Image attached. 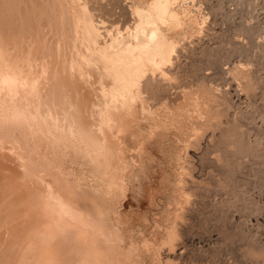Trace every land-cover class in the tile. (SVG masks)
<instances>
[{"label":"rangeland","instance_id":"1","mask_svg":"<svg viewBox=\"0 0 264 264\" xmlns=\"http://www.w3.org/2000/svg\"><path fill=\"white\" fill-rule=\"evenodd\" d=\"M128 1L0 0V63H2L0 64V75L4 72L13 76L15 75L14 77L17 78L19 83L17 91H19L20 94L17 92L18 94L14 100L17 104H14L16 107L20 104L18 107L19 113L23 110L21 113L23 112V115L26 114V121L29 117L31 120H34L36 117V122L33 120L29 121L30 123L32 122V125L29 124L32 127L30 129H27L24 125H22V127H24L25 130L22 127V129L20 128L21 120L19 121V119L22 115L16 118L17 125L15 124V126H17V129L14 126L16 129L13 128L15 130L14 132L12 129V132H10L11 127L9 125H7V131L0 128V264H70L69 261L73 262L76 260L75 245L77 241V228L66 218L63 219L65 216H63L64 214L61 212V208H59L60 204L54 199L56 195L57 197L69 196V198L72 196L71 199H74L75 193L73 189L76 191L74 186L84 187L87 183H89L87 184L89 187L94 188L95 186V167L91 164L92 159L88 155L90 154V150L92 152V150H95L100 145L95 147L94 145L88 144V139L82 135L81 126L78 127L77 123L80 122H75L76 115L82 117L83 115L81 116V114H84L86 117L80 118L84 120H81V122H85L87 119H89L88 122L92 121V105L100 103L99 101L103 100V87L100 83L103 82L105 85L109 84V82L105 80V77L107 78L104 71L105 62L101 59L102 57L96 50L95 52L97 53L93 52L94 41L90 37L92 35L94 36L95 32L92 34L93 31H90L91 26H93L91 24L96 25L100 30H98V32L101 36H99L98 41L104 42L107 40L110 42V36H118V32H121L120 30L124 31L122 32L123 35L122 33L120 35L127 38L122 37V39H124L122 40L120 35L118 38L114 37L117 41L115 43H118V40L119 42H121V40L125 41V39H128L129 35L127 32H130L128 28H132L135 24V19L129 9L134 4V0ZM189 2L191 1L189 0ZM195 3L196 4L191 3V5H194L192 8L198 7L199 15H201L202 12L203 14L207 12L208 23L200 24V28L198 27L196 32H193L194 34L190 32L183 34L184 37L182 34L178 36L179 45L182 41L185 42L187 40L189 42H186V45L182 43L184 50L181 45H178L180 48L178 47L179 53L177 52L176 58L178 57L179 59H177L178 62H174V65L177 63V66L172 70V77L176 78H174L175 80L172 78V80H174L173 83L184 89H190V86L192 91H189L188 94L191 96L197 91H199V94L204 93V90H202L205 88L204 86H208L207 89H210V86L212 88L213 85L210 84L211 82L217 86V82L220 80L219 82L221 83H219V87L214 86L212 88L214 92H217V88L222 89L220 92V89H218L217 92V94L222 93L220 94V98H216V100H219L216 102L217 104L219 103L218 108L225 110L226 107V110L230 111L226 112V120L227 118L229 121H231L230 118H232V120H235V118L236 120L239 119L238 122L241 126L239 130H242L245 135L247 133L248 135L250 134V136L246 135V137L248 136V139L251 138L250 140L254 144L251 145L253 148L250 154L244 153L245 155H241L242 158L239 154V162L242 167L239 166L237 168L232 166L235 169H230L232 171L236 170V172L232 174L231 171V174H229L230 177L226 174L224 175L225 177H223V174L228 173L230 169L226 171L220 166L210 167V165H208L209 163L206 164V171L209 166V170L213 173L208 171L209 175L211 174V179H209V175L206 172L204 176L206 178L199 184V190H202L201 194L203 195L204 193H209L207 195L205 194L206 199L208 197L211 198V200L213 197H218V199L212 200L211 203L209 198L208 201L204 200L205 198L203 200L201 199L204 202L201 200L202 204L199 203L200 201L198 202L196 209L200 208L197 211L195 210L189 219L190 222L193 221L190 223V226L194 227V230L203 231L205 234H207L206 232L209 234L210 231L213 234H219V241L217 240L214 245L215 250L218 251H215V253L217 252L219 261L225 262L226 264H264V0H196ZM195 5L197 7H195ZM189 7L191 8V6ZM241 22L253 27L254 31L252 33L254 34H252V36L251 33H248L246 30L242 32L239 31L240 28L238 29V27L244 25V23L241 24ZM204 25L208 26L206 27ZM124 28L129 31L124 30ZM202 29L205 33L201 32ZM107 32H111V35H107ZM86 33L89 34L87 35ZM102 36L103 38H101ZM195 37H198V39L196 38L197 41ZM192 39L194 41L190 43ZM199 39H201V42H199ZM250 40H256L257 42H251ZM195 41L199 42L198 44H200V46L197 45ZM247 42L250 43L248 44ZM190 44H193L194 49L190 48L193 47ZM235 45H237L238 48L241 46L239 50H236L237 46ZM248 46L251 47L249 48ZM233 47H236L235 50ZM247 47L251 50H248ZM232 48L235 52L231 51ZM245 50H248L250 54ZM194 53L196 55H194ZM253 53H255V56ZM97 54L101 58H99ZM176 58L175 61H177ZM3 61L6 62L4 63ZM102 62L104 63L102 64ZM2 69L5 70L3 71ZM7 70L9 71L7 72ZM219 70L222 74H219L221 77L217 75L218 73L216 72H219ZM203 72L205 76L210 73L208 75L210 78H206L211 81L206 80V82L203 83L202 80H199L204 76ZM215 75L217 77H214ZM199 76L200 78H198ZM213 79H215L216 82H214L215 80L213 81ZM195 80L196 83L193 82ZM198 80L201 82H199L200 84L204 85L202 89L199 90L195 89L197 86L201 88L200 85H196ZM223 83L225 84L223 85ZM251 83L253 85H251ZM100 85L101 87H98ZM100 89H102V91ZM187 89L186 91H188ZM223 91L231 98L223 94ZM95 92L97 94L100 92L101 95L99 96ZM66 94L71 97L68 98ZM182 94L183 97L185 93ZM222 95H225L224 97H227V99H221L224 98ZM66 97L69 99L68 101ZM99 97H101L102 100H100ZM75 98L76 101L78 100V106H76L77 104H71L75 103ZM6 99V103H8L10 99ZM70 100H72V102H70ZM174 100V102L177 103H172L174 108L171 107V110L174 111V116L177 118H174L173 124L162 123L164 125L161 124L159 129L154 132V135H151V125L149 123L144 122L142 124V127H144H140L141 129L134 126L127 133L129 145H124L126 148V157L131 165L129 177L134 182L135 186L134 189L132 186L131 188L129 187L126 192V197L124 198L125 200L123 199V211L129 215V217H127L128 228L126 234L129 242L135 241L139 244L146 258L145 264L154 263V257H157L158 254L153 251V249H159L161 240L166 237L165 234L167 229L164 230V228H167V218L165 216L167 212L166 206L169 201H172V185L175 179V164L172 157L187 152L183 142L177 141L179 137L182 136L181 132H185V129L189 128L187 126L188 110L180 112L181 109L184 110L186 108L187 104H184L183 101L179 99ZM66 103H70L71 105L68 106L67 104L66 106ZM80 103L85 106V109L83 106H79L81 105ZM220 104H224L223 108ZM23 106L26 108H23ZM74 106H76L79 111L76 110ZM20 107H22V109ZM69 107L71 109L68 111ZM79 107L81 108L79 109ZM187 107L186 109H189V106ZM80 110H82V112H80ZM90 110L92 111L90 112ZM49 111L52 112L49 114ZM27 112L29 113L27 114ZM30 114H32V116L35 115V117L29 116ZM68 115L69 117H67ZM88 115L90 116L88 117ZM76 118L79 119V117ZM212 120H215V118ZM47 122L49 124H47ZM62 122L69 125L68 127L65 124L66 130H64L63 127L65 125L63 126ZM71 123L74 124L71 125ZM50 124L53 128H51ZM73 125H75V127ZM48 127L54 131H56L57 128V133L51 130L47 131L46 128L48 129ZM74 129L76 130L75 134L73 132L75 131ZM33 130L34 132H32ZM23 131L24 133H22ZM26 131L28 137H26L27 135L25 136ZM44 131L47 132L46 134H48V132L49 134L53 133V137L54 135L57 136L56 134L59 132L62 137L61 140L63 141H60L59 135V137L57 136L58 141L56 137L53 139L48 134L47 138H50L52 141L55 140L56 144L54 141H51L53 145L50 142L48 143V141H46L48 139L45 138L46 136L41 133L43 132L45 134ZM66 133H68V135H65ZM29 134L33 136V138H30ZM76 134L79 141L74 137ZM156 134H158V137ZM72 137L76 139L80 145L75 143L76 141H72ZM244 139L246 140V138ZM66 143H68L70 147H67ZM29 145L39 150H34ZM35 145L41 146L37 148ZM47 145L51 148L52 146L56 147L52 149L54 152L49 151V154L47 150H51V148H47ZM58 145L61 147L64 146V149L63 147H58ZM54 149H56V151ZM42 151H44V153ZM59 151H61L59 153L60 155L57 154ZM188 151L191 152L190 150ZM62 152L65 153H63L64 156L67 155L64 159H59L58 156L64 157L61 156ZM42 153L43 155H40ZM55 154L58 155L56 159ZM73 154L76 156H73ZM213 155L215 156L217 153H213L212 156ZM42 156L47 158V160L41 159L43 158ZM49 160H54L57 163L54 162V164H52L53 162H48ZM59 161H62V163L58 164ZM43 168L44 170H41ZM70 181L72 183H70ZM68 184H71L70 187ZM145 188H147L148 194L151 192L156 193L155 202L153 204L150 203L148 196L146 198L143 197ZM216 192H218V195ZM55 193L58 194L53 196L52 194ZM49 194L53 196L52 199V196L49 197ZM220 198L222 201H227V204H225L229 209L228 211L227 208H224L223 212H225V214L223 213L221 215L223 216L222 218H220L221 216H219V214H215L211 208H208V206L213 207L212 203L214 201H220ZM250 201H254V204ZM204 203L207 204V206L204 205ZM201 205H204L203 207L205 209H203ZM240 210L241 213L244 210L246 215L243 213L241 214ZM140 213L141 215L146 213L150 219V223L144 225L140 218H137ZM198 213L200 215L203 213L202 216L206 218V215H208L211 219L208 217L206 221V219ZM132 216L136 217V219L132 218ZM257 218L258 221H256ZM240 219L241 221L239 222ZM238 222L242 224L241 227L240 225L238 227ZM193 224L195 226H193ZM220 228L221 233H219ZM203 229L206 230L204 231ZM239 229L243 231L241 232ZM155 238H158V244H154ZM147 243L150 244L148 245ZM153 244L155 246H153ZM201 245H203V243L200 244V246ZM146 250L149 252L147 253ZM209 256V253H207L204 257L209 258ZM154 264H158V260H156Z\"/></svg>","mask_w":264,"mask_h":264},{"label":"bare ground","instance_id":"2","mask_svg":"<svg viewBox=\"0 0 264 264\" xmlns=\"http://www.w3.org/2000/svg\"><path fill=\"white\" fill-rule=\"evenodd\" d=\"M131 1H133V0H131ZM190 1L191 2H189V0H134V4L129 9L131 10L132 16L135 19V24L132 28H128L130 30V32H127V33H129V35H128V39H125V41H122L124 39H122L123 36L120 35L124 31L120 30L121 32H118L119 29L117 28L118 29L117 32L121 36V39H122L121 42H119V40H118V43H115L117 41L114 37L118 38L119 35L118 36H110L111 32H109V33L107 32V35L110 34L109 35L110 40H111L110 42L107 40H105L104 42L98 41L99 36H101V34L99 35V32H98L99 29L97 28L96 25L90 23L91 25H93V26H91L90 31H93L92 34H94V32H95L94 36L93 35L91 37L89 36L94 41L93 52L94 53L98 52L102 58L99 57V55L97 54L98 57L104 60V62H105V65H104L105 70L104 71H105V75L107 76V78L105 76L104 77H105V80L109 82V84L105 85V83H103V82L100 83V84H102V87H103V91H102V89H100L102 91L103 100L101 99V97H99L100 100H102V101H99L100 103L95 102L96 104L92 105V107H93V119L91 121L92 123L88 122L89 119H87V121H85V122H83L84 121L83 119H80L82 117L86 118L84 114H81V116L83 115L82 117H80V115L79 116L76 115V113L78 114V112H76V110H78V108L76 106H78V104H79L77 102L78 100L76 101V98L74 100L75 103H71V104H77L76 106H74V107H76L75 108L76 109L75 115H76V117H79L80 120L75 117V119H76L75 122L76 121L80 122V123H77V122L76 123L78 124V127L81 126V131L83 133L82 135L86 139H88L87 140V142L89 141L88 144L94 145L95 147L97 145H100V146H98L95 150H92V152L90 150V154L88 155L92 159V160L90 159L92 161L91 164H93V166L95 167L94 170L96 173L95 174L96 175V183H95L94 188L89 187L87 185L89 183L85 184V186H87V187H85V186L84 187L83 186H77V187L74 186L76 189V191L73 189V192L75 193L74 199H71L72 196H71V198H69V196H67V197L63 196L64 197L63 198L61 196L57 197L56 194H58V193L52 194L53 196L56 195V198L54 200L57 201V203L59 202V204H60L59 208H61V210H62L61 212L64 214L63 216H65V217H63V219L66 218L67 220H69L73 224V226H75L77 228V230H76L77 241L75 240L76 241V245H75L76 246V260L73 262L69 261L70 264H145L146 258L143 254V251L140 249L139 244H137L135 241H132V240H131L132 242H129L127 239V234H126L127 228H128L127 217H129V215H127V213L123 211V208H124L123 207L124 206L123 199L126 197V192L128 191L129 187L131 188V186H132L134 189L135 186H134V182L129 177L131 165L129 163V160L126 157V148L124 145H129L128 140H127V133L134 126H136V128L137 127L140 128V127H142V124L144 122L149 123L151 125V135H154V132H156L157 129H159V127L161 126L162 123L173 124L174 118H177L174 116V111L171 110V107L174 108V106H172V103H177V102H174L175 101L174 99H179L180 101L182 100L184 104H187V106H189V109H186V108H188L186 106V108L184 110H182L181 108H180L181 111L178 110L180 112H182V111L185 112L186 110H188L187 111L188 117L186 116L188 118V122H187L188 125L187 124L186 125L189 128L184 127V128H186L185 132H181L182 136L179 137V139L177 140L179 142L180 141L183 142V145L186 146L187 152L185 154H177L175 157H172L174 164H175V169H174L175 179H174V184L172 185V195H171L172 201H169L167 206H166L167 212H166L165 216L167 218L166 219L167 228H164V230L167 229L166 234H165L166 237H164L163 240H161V242L159 244L160 245L159 249L156 247L158 250L153 249V251H155L158 254V256L157 257L155 256L154 258H155V261L158 260V264H226L225 262L219 261V258L217 256L218 251L215 250V248H214V245L219 238V234H216V233L213 234L210 230H209L210 231L209 234H208V232H206L207 234H205L201 230H194L195 228L190 226L191 225L190 223H192L193 221L190 222L189 219L191 218V216L195 212V210L196 211L199 210L200 207L198 209H196L198 202L201 199L203 200L206 197L205 194L206 195L209 194V193H204V195H203V194H201L202 190L201 191L199 190V186H200L199 184L202 183V180L206 178V177H204L206 175V172L209 175L208 171H211V170H209L210 169L209 166L207 167V171H206V168H205L207 166L206 164L209 163L208 165H210V167L211 166H214V167L220 166L221 168H223L226 171L230 168L232 170L235 169L232 166H235L238 168L239 166H241L240 162H239V154H240V157L244 153L250 154L252 152V148H253V146H251V145H253L254 143L251 142V140H250L251 138L248 139V136H250V134L248 135V133H247L246 135H248V136L246 137L245 133L242 130H239L241 127L239 125V122H238L239 119L236 120V118H235V120H232V118H230L231 121H229V119L227 118V120H228L227 121L225 118V115H227L226 112L229 110H226V107H225V110H221L218 108L219 103L217 104L216 102L219 100H216V98H220V94H222V93H218L219 96L217 94L218 89H220V88H217V92H214V90L212 89L214 86H216V85H214V83H212V82L210 83L213 85L212 88L210 86V89L209 88L207 89L208 86H204L203 84H200L201 82L199 80H202L203 83H205L207 78H210V76L208 77V75L210 73L207 72L208 74H206L207 76H205V74H204L205 71H204L203 72L204 76L202 78H200V76L198 77L200 79L197 81L198 83L196 85H200L201 88L197 86L198 88L196 87L195 89L199 90V89H202V86H204L205 88L202 89V90H204V93H202V94L201 93L199 94V91H197L194 95L189 96L188 92L192 91L190 86H189L190 89L186 88L188 90V91H186V89L179 87L175 83H173V81L176 78L172 77V74H173L172 70H173V68H175V66H177V63H176V65H174V62H178L177 59H179L178 57L176 58V55L179 53L178 47L181 45V47L184 50L182 43H185V45H186V42H189L187 40L185 42L182 41V43L179 45L178 36H181V34L183 36V34H187L190 32H192V34H194L193 32H196L198 27L200 28V24H205L207 22V17H208L207 12H205L206 14H203V12H202L201 15H199L198 14L199 8L196 5H195V7H197L198 9L194 8V7L192 8V6H194V5H191V3L196 4L195 3L196 0H190ZM125 5H126V3H125ZM189 6H191V8ZM208 12H209V10H208ZM209 16H210V13H209ZM243 23L241 22V24H243ZM204 26H206V25H204ZM255 27H257V26H255ZM128 29L124 28V30H126V31H129ZM238 29L241 32L243 30H246L248 33H251V36H252V34H254V33H252L254 31L253 27L245 25V23L242 26L240 25V27H238ZM111 30H113V29H111ZM126 31H125V33H126ZM263 31H264V29H263ZM201 32H203V29ZM203 33H205V32H203ZM86 34L88 35L89 33H86ZM90 34H91V32H90ZM122 35H123V33H122ZM109 36H108V38H109ZM198 37H195L196 41H197ZM101 38H103V36ZM123 38H127V37H123ZM114 39H115V41H114ZM216 39H217V37H216ZM199 40H200L199 42H201V39H199ZM191 41L193 42L194 40L193 39L190 40V43H191ZM252 41H256V40H252ZM199 42H196V44L200 46V44H198ZM234 42H235V40H234ZM201 44H203V43H201ZM223 44H225V43H223ZM190 45L193 46V44H190ZM238 45H239V43H238ZM235 46H237V45H235ZM248 47L250 48L251 46H248ZM190 48L194 49V46L190 47ZM233 48L231 51H233ZM235 48H234V50H235ZM239 48L237 46L236 50H239ZM244 48H246V47H244ZM249 48H248V50H251ZM77 49H75V50H77ZM95 50L97 52H95ZM180 50H182V49H180ZM196 50H198V49H196ZM248 50H245V51L247 52ZM90 52H92V51H90ZM190 52H192V51H190ZM233 52H235V51H233ZM238 52H240V51H238ZM232 54H234V53H232ZM249 54H250V52H249ZM253 54L255 56V53H253ZM194 55H196V54L194 53ZM175 58L177 61H175ZM0 62H1V60H0ZM90 62H91V59H90ZM104 62H102V64ZM179 63H181V62H179ZM0 64H2V63H0ZM2 70L4 71L5 69H2ZM8 71L9 70H7V72ZM216 72L218 73L217 75L221 74L220 70H219V72L218 71H216ZM14 74H16V73H14ZM200 75H202V74H200ZM221 75H219V76L221 77ZM14 76L9 74V73H6V72H4L0 75V128H3L7 131V125H9L11 127V128L9 127L10 132H12L11 129L13 130V132L17 129V126H15V124L17 123L16 118L19 117V115H22V117L20 116V119H19V121L21 120L20 121L21 126L19 125L20 128L22 127V125L27 127V129L32 128L31 127L32 122L30 123L29 121L33 120V119L32 120L30 119L29 116H32V114H30L28 116L29 118H27V121H28L27 122L25 119L26 114L24 113L25 115H23V112L21 113V111H23V110H21L19 113L18 107L20 104H18L17 107L15 105L17 103H15L14 100H15L17 94L19 93V91H17L19 83H18L17 78H15ZM99 76H101V75H99ZM214 77H217V76L215 75ZM172 78L173 79L175 78V79L172 80ZM209 80H207V81H209ZM214 80L215 79H213V81ZM219 81L220 80H218V82H217L218 85H220L219 83H221ZM70 82H71V80H70ZM185 82H187V81H185ZM193 82L196 83V80ZM214 82H216V80ZM230 83H233V82H230ZM249 83H250V81H249ZM252 83H251V85H253ZM206 84H208V83H206ZM224 84L225 83H223V85ZM251 85H249V86H251ZM247 86H248V84H247ZM98 87H101V85ZM76 88H77V86H76ZM192 88H193V86H192ZM195 89H193V90H195ZM221 90L222 89H220L219 92ZM232 90H233V88H232ZM79 92H80V90H79ZM224 92L225 91H223V94H225ZM74 93H76V92H74ZM172 93H174V94H172ZM182 93H185L183 97H182V95H183ZM238 94H240V93H238ZM97 95L100 96L101 93L99 92ZM66 96H67V94H66ZM226 96L229 97L228 95H226ZM67 97L69 98L71 96H67ZM227 97L226 98L224 97L221 99H227ZM6 98H9L11 102L9 101L8 103H6L7 102ZM68 98H67V101L69 100ZM99 98H98V100H99ZM229 98H231V97H229ZM239 98H240V96H239ZM179 100H177V101H179ZM220 101H222V100H220ZM70 102H72V100H70ZM233 103H234V101H233ZM67 104H68V106L71 105L70 103H66V106H67ZM221 105L222 104H220V106ZM223 105H222V108H223ZM79 106L82 107L83 105L81 104ZM74 107H72V108H74ZM81 107H79V109ZM84 107L85 106H83V108ZM20 108L22 109V107H20ZM23 108H26V107L23 106ZM65 109H67V108H65ZM69 109H71V108L69 107L68 111H69ZM89 109H91V108H89ZM27 111H28V109H27ZM91 111L92 110H90V112ZM51 112L49 111V114ZM80 112H82V110H80ZM28 113L29 112H27V114ZM75 115H72V116H75ZM89 116L90 115H88V117ZM32 117H35V115H33ZM67 117H69V115ZM35 118L33 121L36 122ZM214 118H215V120H212ZM28 119H30V120H28ZM64 119H66V118H64ZM251 119H253V118H251ZM69 120H71V119H69ZM72 120H74V119H72ZM81 120H83V121L81 122ZM29 124H31V125H29ZM34 124H36V123H34ZM47 124H49V123L47 122ZM65 124L66 123H63V126ZM72 124H74V123H71V125ZM66 125L64 127L63 126H61V127H63L64 130H66V128H65ZM75 125H73V126L75 127ZM162 125H164V124H162ZM179 125H182V124H179ZM14 126L16 127V129ZM47 126H49V125H47ZM67 126L69 127V125H67ZM224 126H225V128H224ZM49 127H48V129L46 128L47 131L51 130V129H49ZM22 128L24 129V127H22ZM51 128H53L52 125H51ZM184 128H183V130H184ZM72 129H73V127H72ZM51 131L57 133V128H56V131H54V130H51ZM144 131H145V129H144ZM32 132H34V130ZM44 132H45V134L43 132H41V133H42V135L46 136V137L45 136H43V137L47 138L49 132H48V134H46L47 133L46 131H44ZM73 132L75 134L76 130ZM22 133H24V131ZM56 133H54V134H56ZM52 134L53 133H50L49 135L53 139H54V137H56V139H57L60 136V141H63V140H61L62 137H61V134L59 132H58V134H56L57 136L59 135L58 137L55 135L53 137ZM2 135H3V133H2ZM34 135L39 136L38 134H34ZM65 135H68V133H66ZM157 135L158 134H156V136ZM25 136L28 137L27 131L25 132ZM29 136H30V134H29ZM69 136H71V135H69ZM74 137H76V139H77L78 138L77 134ZM30 138H33V136H30ZM67 138H69V137H67ZM244 138H246V140ZM41 139H43V138H41ZM47 139L48 140H46V141H48V143L50 142L52 145H53L52 142L53 141L55 142V140L52 141V140H50V138H47ZM76 139H74L72 137L71 140L76 141L75 143L80 145L78 142L79 140L77 139L78 140L77 141ZM26 143H28V142H26ZM44 144H45V141H44ZM55 144H56V142H55ZM59 144H62V143H59ZM66 144H67L66 146L68 147L69 146L68 143H66ZM72 145H74V144H72ZM38 146H41V145H38ZM38 146L35 145V147H37V148H38ZM23 147H25V146H23ZM30 147H32V146H30ZM58 147H61V146L58 145ZM62 147L64 149V146H62ZM27 148H28V146H27ZM47 148H51V147L47 145ZM47 148H46V150H47ZM53 148H56V147L52 146L51 150H47V151L48 152L53 151L52 150ZM82 149H83V147H82ZM36 150H39V149H36ZM54 150L56 151V149H54ZM78 150H80V149H78ZM188 150H190L191 152H189ZM47 151H45V152L48 153ZM42 152L44 153V151H42ZM60 152L61 151H59L57 154L60 155L59 154ZM64 152L61 153L62 154L61 156H64L63 155ZM39 153H41V152H39ZM43 153L40 155H43ZM65 153H67V152H65ZM213 153H217V155L212 156ZM218 153H219V155H218ZM49 154H50V152H49ZM49 154H46V155H49ZM74 154H75V152H74ZM74 154H73V156H76ZM58 155L55 154V159H56V156H58ZM65 156L64 157L58 156V157H59V159H61V158L64 159ZM46 157H49V156H46ZM243 157H245V156H243ZM41 159L47 160V158H45V157H43ZM50 161H52V160H49L48 162H50ZM173 161H172V163H173ZM52 162H53L52 164H54L55 161L53 160ZM55 163H57V162H55ZM61 163H62V161H59L58 164H61ZM48 168H49V166H48ZM231 169L229 170L228 173H224V170H223V173H224L223 177H225L224 176L225 174L228 177H230L229 174H231V171H232ZM41 170H44V168ZM46 171H48V170H46ZM234 172H236V170L232 171V174H234ZM210 176H211V174L209 175V179H211ZM234 177H236V176H234ZM162 180H163V178H162ZM226 181H227V178H226ZM230 181H231V179H230ZM70 183H72V182L70 181ZM162 184H164V183H162ZM70 185H69V187H70ZM224 185H225V183H224ZM227 185H228V183H227ZM244 187H245V185H244ZM146 189L147 188H145V190H144V196L143 197L146 198L148 196L150 199V203L153 204L155 202L156 193L151 192L148 194V190H146ZM217 193L218 192H216V194ZM52 195H50L49 197H51ZM221 195H220V197H221ZM53 196L51 197V199L53 198ZM213 196H215V195H213ZM208 198L207 199L205 198L204 200L208 201ZM76 199H78V200H76ZM209 199H210V203H211L212 200H217L218 197H215V198L213 197L212 200H211V198H209ZM201 201L199 203L202 204V202H204V201H202V202ZM223 201L220 198V201H214L212 203L213 207L208 206V208H211V210L215 214H217V215L219 214V216H221L223 213L225 214V212H223L224 208H227V206H226L227 201H224V202ZM253 202H251V203H253ZM50 203H51V201H50ZM204 205L207 206V204H205V203H204ZM204 205H201V206L203 207ZM203 209H205V208L203 207ZM212 211H209V212H212ZM228 211H229V209H228ZM257 211H259V210H257ZM137 213H139V212H137ZM240 213H241V210H240ZM242 213L244 215H246L244 213V210ZM248 213H251V212H248ZM201 214L203 215V213H201ZM202 215H200V216H202ZM138 216L139 217H137V218L138 219L140 218V220L144 223V225H147L148 223H150L149 222L150 219L148 218V215L146 213L143 215H141V213H140ZM206 216H207V218L209 217L211 219L210 216H208V215H206ZM224 216H227V215H224ZM248 216H250V215H248ZM194 217H196V216H194ZM202 217H204V216H202ZM222 217L223 216H221L220 218H222ZM132 218L136 219V217H133V216H132ZM204 218L207 221V218L206 217H204ZM196 219H198V218L196 217ZM201 219H203V218H201ZM231 219H232V217H231ZM233 220H234V217H233ZM240 221H241V219L239 220V222ZM256 221H258V218ZM239 222L237 225H238V227H239V225L241 227L242 224L241 223L239 224ZM193 226H195V225L193 224ZM216 227H217V225H216ZM218 228H216V229H218ZM203 230L205 231L206 229H203ZM219 233H221V228L219 230ZM154 242H155L154 244H158L159 243L158 238H155ZM202 243H203V245L200 246V244H202ZM147 244L149 245L150 243H147ZM154 244H153V246H155ZM215 251H217V252L215 253ZM146 252H147V250H146ZM207 253H209V255H210L209 258H207L208 256L206 258L204 257L205 255H207ZM155 261H154V263H155Z\"/></svg>","mask_w":264,"mask_h":264}]
</instances>
